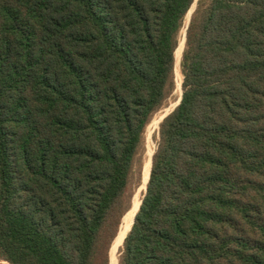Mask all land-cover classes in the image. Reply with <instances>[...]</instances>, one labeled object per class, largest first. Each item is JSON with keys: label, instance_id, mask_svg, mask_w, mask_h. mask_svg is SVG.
<instances>
[{"label": "trees", "instance_id": "obj_1", "mask_svg": "<svg viewBox=\"0 0 264 264\" xmlns=\"http://www.w3.org/2000/svg\"><path fill=\"white\" fill-rule=\"evenodd\" d=\"M194 0H0V260L111 264ZM119 264H264V0H198Z\"/></svg>", "mask_w": 264, "mask_h": 264}, {"label": "rangeland", "instance_id": "obj_2", "mask_svg": "<svg viewBox=\"0 0 264 264\" xmlns=\"http://www.w3.org/2000/svg\"><path fill=\"white\" fill-rule=\"evenodd\" d=\"M197 1L198 0H194L190 9L188 10V12L185 16V26L181 29L180 34H179V44H178L177 50L175 52V78H176V85L177 86L173 92V96L166 101V103L163 105V107L161 109H159L156 113H154V115L152 116V118H151V120L147 126L146 132H145L144 148H143V153L141 156L142 165H143V180H142L143 184L141 183L137 187L134 188L133 196H132V200H131L132 205H133L134 201H137L136 209L140 203L141 195H142V192L144 190L143 189L144 183L148 178L150 158H152L151 154L153 155L154 150H155L156 145H157L158 127H159L160 118L167 111H171L175 107V105L177 104V102L179 100L180 94H181V90H180L179 86L181 84L182 76L180 73L179 63H180L181 54H182V51H183L184 45H185L186 26H187V24L191 18L193 11L195 10V8L197 6ZM136 209H135L133 214H135ZM130 211H131V209L123 217L119 234L121 233V231H123L124 235H125V233L129 229V227L131 226V222H132L134 215L131 218L129 216L127 217V215H129ZM119 234H118L117 238L115 239L113 246L111 248V255H110L111 264H119L118 249L123 242L122 240H120ZM123 237H122V239H123ZM0 264H8V263L6 261L0 260Z\"/></svg>", "mask_w": 264, "mask_h": 264}, {"label": "water", "instance_id": "obj_3", "mask_svg": "<svg viewBox=\"0 0 264 264\" xmlns=\"http://www.w3.org/2000/svg\"><path fill=\"white\" fill-rule=\"evenodd\" d=\"M179 87H180L181 94H182L181 84H180ZM181 94H180V97H179V100H178L177 104L179 103V101H180V99H181ZM177 104H176V105H177ZM176 105H175V106H176ZM170 112H171V111H167V112H166V113L160 118V121H161V120H162V119H163L168 113H170ZM151 157H152V154H151ZM150 166H151V158H150ZM149 173H150V169H149ZM149 173H148V178H149ZM148 178H147V180H146L145 183H144V187H143L144 192H145V190H146V183H147V181H148ZM142 180H143V177H142ZM142 184H143V183H142ZM140 203H141V200H140ZM140 203H139V204H140ZM131 206H132V204H131ZM138 208H139V206H138ZM138 208H137V210H138ZM130 209H131V207H130ZM130 209H129V210H130ZM129 210H128V211H129ZM137 210H136V211H137ZM128 211H127V212H128ZM135 214H136V212H135ZM135 214H134V216H133V219H132V222H131V226H132V224H133V222H134ZM122 220H123V219H122ZM121 224H122V222H121ZM131 226H130V228H131ZM120 228H121V225H120ZM130 228H129V230H130ZM119 231H120V229H119ZM118 234H119V232H118ZM117 236H118V235H117ZM125 237H126V236H125ZM125 237H124V238H125ZM115 239H116V238H115ZM123 241H124V240H123ZM113 243H114V242H113ZM121 245H122V244H121ZM112 246H113V244H112ZM112 246H111V248H112ZM110 255H111V250H110Z\"/></svg>", "mask_w": 264, "mask_h": 264}, {"label": "bare ground", "instance_id": "obj_4", "mask_svg": "<svg viewBox=\"0 0 264 264\" xmlns=\"http://www.w3.org/2000/svg\"><path fill=\"white\" fill-rule=\"evenodd\" d=\"M147 174V173H146ZM136 206H137V201H134L133 202V205H132V207H131V211H130V213H129V215H127V217L129 216L130 218L134 215L133 213H134V211H135V209H136ZM130 228V227H129ZM129 230V229H128ZM128 230H127V232H128ZM126 232V233H127ZM126 233H125V235H124V232L123 231H121V233L119 234V236H120V240H122L123 241V239H124V237L126 236ZM124 236V237H123ZM122 237H123V239H122Z\"/></svg>", "mask_w": 264, "mask_h": 264}]
</instances>
